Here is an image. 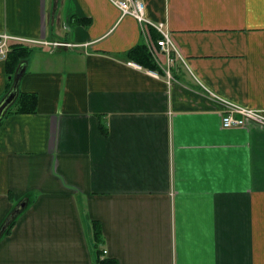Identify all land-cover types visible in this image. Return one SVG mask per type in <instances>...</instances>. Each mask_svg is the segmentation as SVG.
<instances>
[{
    "label": "crops",
    "instance_id": "1",
    "mask_svg": "<svg viewBox=\"0 0 264 264\" xmlns=\"http://www.w3.org/2000/svg\"><path fill=\"white\" fill-rule=\"evenodd\" d=\"M143 1L183 58L113 0H0L37 95L0 120V264H99L96 222L115 264H264V126L222 124L264 112V0Z\"/></svg>",
    "mask_w": 264,
    "mask_h": 264
},
{
    "label": "built area",
    "instance_id": "2",
    "mask_svg": "<svg viewBox=\"0 0 264 264\" xmlns=\"http://www.w3.org/2000/svg\"><path fill=\"white\" fill-rule=\"evenodd\" d=\"M113 2L121 9L123 14L134 16L144 26L147 31L149 26L155 27L161 37L155 42L147 33L150 49L152 54L159 60L162 54H166L169 60H173V54L176 57L183 58L177 45L175 44L171 32L166 28L163 22H154L147 15L146 4L143 0H113ZM34 43L35 40L22 38L0 32V60H6L11 51L10 42ZM56 45L68 43L56 42ZM160 61V60H159ZM226 113L223 115L222 124L224 127L245 126L248 123H255L264 126V112L259 110L242 107L236 103L227 102ZM106 251V250H105Z\"/></svg>",
    "mask_w": 264,
    "mask_h": 264
},
{
    "label": "trees",
    "instance_id": "3",
    "mask_svg": "<svg viewBox=\"0 0 264 264\" xmlns=\"http://www.w3.org/2000/svg\"><path fill=\"white\" fill-rule=\"evenodd\" d=\"M11 51L6 58V71L9 76L8 88L6 95L12 89L15 76L22 65H25L26 61L32 55L34 47L25 44L23 42H10ZM131 59H135L142 65H145L151 69H158V65L153 59L151 53L145 45H139L133 48L129 53ZM37 106V95L33 92H18V95L14 102L9 106L7 112L16 111L18 113H30L35 112ZM102 230L100 225L95 223V236L97 244L95 246L97 253V261L99 264H115V261L110 258H101L103 256V250L99 249V245L102 243ZM117 264V263H116Z\"/></svg>",
    "mask_w": 264,
    "mask_h": 264
},
{
    "label": "water",
    "instance_id": "4",
    "mask_svg": "<svg viewBox=\"0 0 264 264\" xmlns=\"http://www.w3.org/2000/svg\"><path fill=\"white\" fill-rule=\"evenodd\" d=\"M24 71H25V65H22L20 67L19 71L17 72L16 76H15V80H14V84L12 86V89L0 102V120L2 119L5 112L7 111L9 106L14 102V100L16 99V97L18 95L19 83H20V80L22 78ZM24 206H25V204H21L19 207H17L13 211L11 216L8 218V220L4 224L3 230L6 229V227L11 223V221L21 212V210Z\"/></svg>",
    "mask_w": 264,
    "mask_h": 264
}]
</instances>
